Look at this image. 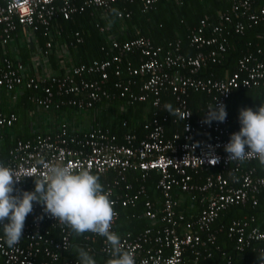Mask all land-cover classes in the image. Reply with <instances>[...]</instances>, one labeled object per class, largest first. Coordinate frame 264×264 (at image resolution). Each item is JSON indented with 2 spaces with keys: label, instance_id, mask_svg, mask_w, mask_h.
Instances as JSON below:
<instances>
[{
  "label": "built area",
  "instance_id": "built-area-1",
  "mask_svg": "<svg viewBox=\"0 0 264 264\" xmlns=\"http://www.w3.org/2000/svg\"><path fill=\"white\" fill-rule=\"evenodd\" d=\"M158 1L0 0V43H8L19 27L25 37L32 39L40 30L49 37L53 32L61 37L57 26L59 19L69 20L75 14L92 9V12L100 10L107 21V14L116 3H138L141 12L146 13L155 10ZM173 1L181 5L183 0ZM229 2L231 10L218 13L215 25L201 20L188 31V45L196 49L194 56L182 53L180 39L170 41L166 48H162L153 45L146 37L136 36L123 42L112 40L107 60L73 66L62 74H31V66L3 59L0 89L30 91L29 101L37 109L52 111L63 105L79 110L90 109L101 99L113 98L105 88L110 75L117 78L112 84L119 90L120 97L126 96L129 85L136 84L132 76L139 77V94L130 93L129 102L150 100L152 107L144 123L147 133L141 140L126 134L119 143L115 134L100 129L80 135L69 134L62 125L56 133L15 141L7 149L6 158L1 156V133L10 130L17 117L0 111V164L18 173L16 179L20 181L14 184V188L34 191V179L43 171L37 163L40 160L76 170L85 167L98 177L113 171L115 176L106 180L103 186L116 213L112 230L120 236L125 250L134 254L136 264H206L210 260L215 261L214 264H242V258L237 256L241 257L246 251L264 257V221H258L253 215L230 221L225 235L236 256L221 248L217 240V233L221 230L213 229L214 222L229 208H256L264 201V165L251 155L240 161H229L224 151L230 135L240 130L239 121V128L235 130L229 127L228 116L223 123L213 121L210 126L202 123L210 104L222 103L228 115L227 104L233 91L264 88V46L254 45L252 52L242 53L236 70L222 79H215L212 75L199 77L207 62L219 63L226 53V37L230 35L228 26L233 34L242 36L246 29L264 23V0L257 11L252 9L253 0ZM130 16L128 11L116 13L119 20ZM96 27L101 32L105 30L100 24ZM75 37L77 43L81 42L77 33ZM51 47L48 41L41 53L43 58L51 53ZM250 47L252 45L248 43ZM204 48L208 50L202 51ZM135 54L139 57L136 66L128 60L122 64L123 59ZM124 73L127 76L119 80ZM85 76L95 78L87 81ZM191 92L210 96L201 109V116L196 119L188 106ZM82 93L86 94L82 99L72 97ZM163 93H169L174 99L173 115L165 113ZM169 122L179 125L170 136L165 129ZM245 150L248 151L247 147ZM216 157L218 162L210 164L209 160ZM151 172L158 176L156 198L149 196L146 186ZM142 197L146 198L142 217L147 220L148 227L136 234L118 232L119 208H134ZM30 215L31 220L25 223L22 239L15 247L8 248L0 235V264H36L38 255L46 259L40 264L55 263L61 252L71 247L73 231L46 213L43 205L34 202ZM53 232L58 233L57 238ZM79 236L90 242L101 240L98 250L104 255L102 264H106L109 255L104 238L88 232ZM213 253L219 255V262ZM63 264H77V260L68 259ZM247 264H257V261ZM260 264H264V259Z\"/></svg>",
  "mask_w": 264,
  "mask_h": 264
},
{
  "label": "trees",
  "instance_id": "trees-1",
  "mask_svg": "<svg viewBox=\"0 0 264 264\" xmlns=\"http://www.w3.org/2000/svg\"><path fill=\"white\" fill-rule=\"evenodd\" d=\"M262 0H253V11H257L262 7ZM138 3H116L112 6L111 10L107 14V21L104 20L102 12H92V9L85 10L82 13L75 14L69 20L59 19L57 26L60 28L61 37L56 36L53 32L49 37L44 35L42 30L33 34V39L25 37L22 28L19 27L17 32L11 35V39L5 45L0 43V68L3 59H11L13 61H19L26 66H31L34 62V54L39 50L42 53L45 50V45L48 41L51 42V53L44 58L48 59L51 63V67L56 69L57 62L54 45L62 44L66 48V51L62 55H66L68 64L70 67L79 65H88L94 60L104 61L109 58L107 52L110 51V43L116 39L119 42L131 40L136 36H143L148 38L155 46L166 48V45L170 41L180 39L182 42V53L185 55L194 56L196 49L190 48L188 45V31L199 24L201 20H205L210 25H215L218 22V13L229 12L231 10V4L229 0H183L181 5H177L173 0H159L156 4L155 10L143 13L140 10ZM118 11H128L131 13L129 19L119 20L116 17ZM233 15V13H232ZM234 16V15H233ZM241 20V19H240ZM105 22H108L106 25ZM96 24H100L105 27V30L101 32ZM230 31V35L227 39V51L222 56L219 63L207 62L202 67L199 73V77L213 76L215 79H222L227 75H230L236 70V63L238 58L247 50H253L254 45L264 46V23H260L257 26H253L250 29H246L242 36L235 35L231 32V26L227 27ZM121 30V31H120ZM75 33L81 38V42L77 43ZM25 39L24 41L22 40ZM51 38V39H50ZM248 43L252 47L248 48ZM13 44V45H12ZM57 45V48H58ZM14 47L16 52L13 54L11 47ZM104 48V51L101 50ZM208 48H204L202 51H207ZM43 57V56H42ZM138 55H130L122 60V64H125L128 60L132 66L138 64ZM61 71L57 74H62ZM32 74V73H31ZM127 73H124L119 80H123L122 77H126ZM85 80L91 81L94 76H85ZM140 78L133 77L132 81L136 82L135 85H129V92L125 97L119 96V90L113 87V84L117 78L113 75L109 76V79L105 85V88L113 98L101 99L96 102L92 108L79 110L74 106H61L58 110L45 111L37 109L32 102L29 101V97L32 96L30 91H23L17 89L11 92H7L0 89V111L3 114H15L17 117L16 123L8 131H3L1 134V156L6 158L7 149L17 140L28 141L33 140L38 135H47L56 133L59 131L62 125H65L69 134H85L93 129H100L103 131L108 130L110 133L115 134L119 143L123 141V136L126 134L135 135L138 140L143 139L146 136V130L144 129V123L151 114L150 100L144 103L141 102H129L130 93L139 94ZM6 94L8 98L14 97V105L10 110L6 108L2 95ZM85 93L78 96H72L73 98H84ZM2 96V97H1ZM70 97V98H72ZM162 101L165 105H171L172 110L175 107L174 99L169 93H163L161 95ZM4 99V97H3ZM210 96L206 93H194L191 92L188 97V106L193 112V119L201 116V109L208 103ZM264 104V88L263 87H251L249 89H237L233 91L231 97L228 100L227 109L228 117L230 120L229 127L231 130L238 129V115L241 108H251L254 111ZM28 109V113H27ZM9 110V111H8ZM32 110L37 112L53 113L54 123L56 129L47 131H38L33 135H29L27 132H18V126L24 125L27 120V115ZM144 111H148L145 116ZM7 112V113H6ZM166 114L171 115L168 111ZM82 114L92 117L91 123L88 128L83 130H77L70 121L74 115ZM163 115V114H161ZM32 124V122H30ZM52 124V123H51ZM179 128V125H173L171 122L165 125L166 134L170 136L173 131ZM257 172L260 174L261 170L257 167ZM115 176V173L109 172L104 177H99V183L104 186L106 180ZM138 177V175H137ZM158 180V176L151 172L150 178L146 184L149 192V196L153 195V198L158 197V193L155 190V183ZM145 197L139 199L136 207L119 208L120 218L116 224V230L120 233L125 231H132L136 234L138 231L148 227L147 220L142 217L143 203ZM182 209H185L182 207ZM195 210H198L196 207ZM193 210V211H195ZM196 212V211H195ZM254 216L255 219L264 216V201L256 208H242L231 207L214 222L213 229H220L221 232L217 233V240L221 248L225 251L232 252V247L229 241L226 239L227 226L231 220L236 218H244ZM31 215L26 217L25 223L30 222ZM8 221L5 220L4 223ZM2 227V226H1ZM219 231V230H218ZM57 238L56 232L52 233ZM69 250L61 252L60 258L55 263L49 264H63L65 260L76 258V249L84 248L89 251V254L94 256L96 264H102L104 261V255L99 253V245L101 240L97 239L94 242H90L84 239V236L71 233ZM3 236V233L0 232ZM103 239V238H102ZM216 262H219V255L213 253ZM212 256V258H213ZM241 257L242 264H247L252 261H257V255L249 251L244 252ZM46 259L42 255H38L35 259L36 264H40ZM215 261H207L206 264H214ZM239 264V262L237 263Z\"/></svg>",
  "mask_w": 264,
  "mask_h": 264
},
{
  "label": "clouds",
  "instance_id": "clouds-1",
  "mask_svg": "<svg viewBox=\"0 0 264 264\" xmlns=\"http://www.w3.org/2000/svg\"><path fill=\"white\" fill-rule=\"evenodd\" d=\"M166 111L174 114L171 105H166ZM226 117L225 105L210 104L202 123L209 126L213 121L223 123ZM238 121L240 130L231 134L224 146L229 161H240L251 155L264 165V104L255 111L241 108ZM218 159L213 158L209 163L215 165ZM37 163L43 171L34 179L32 192L16 190L14 184L20 181L16 179L18 173L0 164V232L3 233V243L13 248L20 242L26 217L33 211L35 202L43 205L46 213L76 235L88 232L104 238L109 255L106 264H136L134 254L125 250L120 236L112 230L116 213L99 177L85 167L76 170L44 160ZM5 220L8 222L3 223ZM76 258L77 264H96L94 256L84 248L76 249ZM262 259L264 257H257V264Z\"/></svg>",
  "mask_w": 264,
  "mask_h": 264
},
{
  "label": "crops",
  "instance_id": "crops-1",
  "mask_svg": "<svg viewBox=\"0 0 264 264\" xmlns=\"http://www.w3.org/2000/svg\"><path fill=\"white\" fill-rule=\"evenodd\" d=\"M22 40L24 41L25 39L22 38ZM57 45H58V43H56L54 45V48H56L55 49V53H56V55H55L56 60L55 61L57 62L56 69H53L51 67V63L49 62V60L46 58H43L40 51L38 50L37 53L34 54L35 55L33 58L34 63L31 65V71H30L31 73L41 74V75L50 74V73L52 74V73H59L61 71H66V69L70 68V66L68 64L69 62L66 58V55H62V53L64 51H66V48L62 44L58 45V48H57ZM11 49H12V53L14 54L16 52V50L14 49L13 46L11 47ZM2 96L4 97V99ZM2 96H1L2 100H4L5 104H7L6 108H8L9 110H10V108L12 109V107L15 103L14 102L15 98L12 97L10 99V98H8V96H6V94H3ZM27 113H28V109H27ZM40 113H44L45 116L42 117L40 115ZM146 113L148 114V111L143 112L144 116ZM35 114L38 115V117H37V120L33 122L32 118H33V115H35ZM42 118H44V120ZM26 119L27 120L25 121L24 125L20 124V126L17 127L18 132H20V133L27 132L29 135H33V134L38 132L37 130L34 129L35 124H37V127H40V129H42V128H45L47 130L56 129V126H53V123H54L53 113H45V112H41V111L37 112L36 110H32L31 113L27 115ZM74 119H75V115L73 117V121H74ZM91 121H92V117L88 118L85 115L78 114V125H79V127L74 126V125H77L75 123H74V125L72 123L71 127L73 125L77 130H79V129L83 130V129L88 128V125L91 123ZM30 122H32V124ZM41 132H43V131H41ZM244 208H247V207H244ZM236 219H238V218H236ZM257 220L258 221H264V216L257 218Z\"/></svg>",
  "mask_w": 264,
  "mask_h": 264
},
{
  "label": "rangeland",
  "instance_id": "rangeland-1",
  "mask_svg": "<svg viewBox=\"0 0 264 264\" xmlns=\"http://www.w3.org/2000/svg\"><path fill=\"white\" fill-rule=\"evenodd\" d=\"M40 115H41L42 117L45 116L44 113H40ZM31 117H32V116H31ZM37 117H38V115H36V114L33 115V118H32L33 122L37 120ZM44 118H45V117H44ZM44 118H42V119L44 120ZM70 123H71V124H72V123H73V124H74V123H75V124H78V115H75V119H74V121H73V118H72V120L70 121ZM34 129L37 130V131H42V130H43V131H44V130L47 131V129H45V128L40 129V127H37V124L34 125Z\"/></svg>",
  "mask_w": 264,
  "mask_h": 264
}]
</instances>
